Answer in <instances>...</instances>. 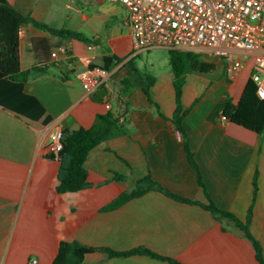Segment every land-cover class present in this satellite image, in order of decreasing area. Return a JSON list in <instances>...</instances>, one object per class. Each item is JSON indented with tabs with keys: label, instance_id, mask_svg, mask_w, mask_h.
Here are the masks:
<instances>
[{
	"label": "crops",
	"instance_id": "obj_1",
	"mask_svg": "<svg viewBox=\"0 0 264 264\" xmlns=\"http://www.w3.org/2000/svg\"><path fill=\"white\" fill-rule=\"evenodd\" d=\"M7 1L25 16L79 32L87 40L53 34L32 21L19 28L21 68L30 70L24 89L52 119L44 124L0 106V264H30L32 259L52 264L61 241L72 240L96 248L82 264H174L141 253L110 256L100 249L139 247L182 264H259L243 230L201 205L212 200L242 220L252 205L250 230L264 254V100L258 98L248 68L229 75L225 60L218 57L223 62L213 60L212 71L186 75L181 102L189 111L183 127L204 190L171 121L176 93L170 61L152 70L139 63L157 48L134 50L122 5L106 0ZM59 46L67 48L72 65L64 58L52 60L51 51ZM146 75L153 78L148 91L160 113L145 92ZM89 78L91 89L84 86ZM227 99L235 105L230 118L223 117ZM109 111L130 134L104 140L89 151L85 166L91 186L57 192L59 162L45 157L54 130L90 127L97 114ZM115 173L125 177L115 179ZM148 174L198 203L152 189L106 208Z\"/></svg>",
	"mask_w": 264,
	"mask_h": 264
},
{
	"label": "trees",
	"instance_id": "obj_2",
	"mask_svg": "<svg viewBox=\"0 0 264 264\" xmlns=\"http://www.w3.org/2000/svg\"><path fill=\"white\" fill-rule=\"evenodd\" d=\"M32 21L38 27L45 29L53 34L67 35L70 37L87 40L86 37L76 31L65 28H53L45 23L25 16L15 9L7 0H0V106L9 109L18 116L25 117L33 121H42L44 124L51 121L52 117L47 113L43 103L33 94L27 93L24 89L30 70H23L19 57V28L21 24ZM169 61L174 72V86L176 93V109L171 117L175 128L182 134L185 150L189 161L197 172V179L201 186L204 183L195 161L194 153L189 145L188 135L183 127V120L189 110H184L181 102L183 85L186 75L192 71L208 72L214 69V64L200 59V54L192 50L169 49ZM146 75L147 86L145 88L149 100L156 106L158 112L159 106L149 95L148 87L153 78ZM235 105L231 99H227L223 116L230 118L234 112ZM63 148L59 151L49 150L45 157L59 162L58 184L56 190L59 193L68 191H78L91 186L88 180V171L85 166V160L89 151L104 140L114 138L120 135L130 134V129L120 120L119 116L109 111L96 115L93 124L90 127L80 126L77 129L62 127ZM264 133V124L262 127ZM125 176L115 173V179H123ZM160 190L166 195L188 203H198L195 200L182 197L161 186L151 175H145L136 179L135 187L130 191L121 192L115 199L107 204L106 208L119 206L126 200L140 196L149 190ZM256 189V185H255ZM205 190V187H204ZM256 193V190L255 192ZM201 205L211 211L218 219H230L235 226L242 229L245 236L252 242L255 249V256L259 264H264V254L262 245L250 230L252 218V205L248 210L245 220H242L234 213L222 209L212 200ZM223 229L226 227L223 226ZM96 248L88 246L78 240L61 241L59 251L52 264H82L85 255L94 251ZM110 256L127 255L130 253L147 254L152 257L168 259L174 264H182L171 258L163 257L147 248L139 247L130 251H115L109 248H100Z\"/></svg>",
	"mask_w": 264,
	"mask_h": 264
},
{
	"label": "built area",
	"instance_id": "obj_3",
	"mask_svg": "<svg viewBox=\"0 0 264 264\" xmlns=\"http://www.w3.org/2000/svg\"><path fill=\"white\" fill-rule=\"evenodd\" d=\"M106 1L127 10L126 23L136 52L154 48L208 50L225 60L229 75L248 68L257 96L264 100V0ZM51 58L55 62L64 58L69 65L74 62L65 46L52 50ZM84 86L91 89V78ZM62 148L60 127L54 130L48 149ZM36 263V259L30 261Z\"/></svg>",
	"mask_w": 264,
	"mask_h": 264
},
{
	"label": "rangeland",
	"instance_id": "obj_4",
	"mask_svg": "<svg viewBox=\"0 0 264 264\" xmlns=\"http://www.w3.org/2000/svg\"><path fill=\"white\" fill-rule=\"evenodd\" d=\"M194 52H197L198 54H200V59L203 61L214 63L213 60L217 59L221 64L223 62L222 59L218 58L217 56H214L208 50L201 49V50H197ZM168 62H169V54L166 48L154 49L150 54H148L147 58L142 60V62L139 61V63H142L143 67H145L148 70H152L158 67H165L167 66ZM221 64H218L219 68ZM217 71L220 72L219 70Z\"/></svg>",
	"mask_w": 264,
	"mask_h": 264
}]
</instances>
